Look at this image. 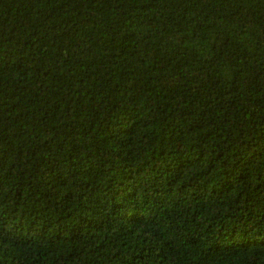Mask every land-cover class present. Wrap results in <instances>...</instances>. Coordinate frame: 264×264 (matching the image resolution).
<instances>
[{
  "label": "trees",
  "instance_id": "trees-1",
  "mask_svg": "<svg viewBox=\"0 0 264 264\" xmlns=\"http://www.w3.org/2000/svg\"><path fill=\"white\" fill-rule=\"evenodd\" d=\"M0 264H264V0H0Z\"/></svg>",
  "mask_w": 264,
  "mask_h": 264
}]
</instances>
